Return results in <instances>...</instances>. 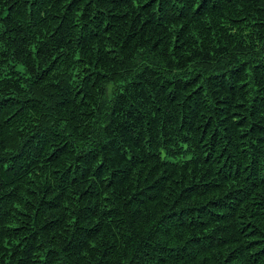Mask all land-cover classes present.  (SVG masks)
I'll return each mask as SVG.
<instances>
[{"label": "trees", "instance_id": "16d2710c", "mask_svg": "<svg viewBox=\"0 0 264 264\" xmlns=\"http://www.w3.org/2000/svg\"><path fill=\"white\" fill-rule=\"evenodd\" d=\"M0 264H264V0H0Z\"/></svg>", "mask_w": 264, "mask_h": 264}]
</instances>
